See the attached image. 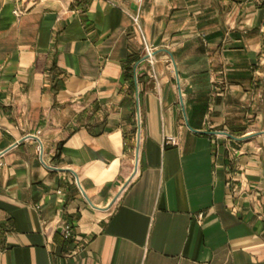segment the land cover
Masks as SVG:
<instances>
[{
	"label": "crops",
	"instance_id": "obj_1",
	"mask_svg": "<svg viewBox=\"0 0 264 264\" xmlns=\"http://www.w3.org/2000/svg\"><path fill=\"white\" fill-rule=\"evenodd\" d=\"M132 2L0 0V264H264V0Z\"/></svg>",
	"mask_w": 264,
	"mask_h": 264
},
{
	"label": "built area",
	"instance_id": "obj_2",
	"mask_svg": "<svg viewBox=\"0 0 264 264\" xmlns=\"http://www.w3.org/2000/svg\"><path fill=\"white\" fill-rule=\"evenodd\" d=\"M132 1L136 5L142 2V0H132ZM20 12H21V10H18V9H15V11H14V13H16V14H19ZM133 21H135V23L138 25L137 15L133 16ZM144 49H145V55L144 56H146L145 59L146 60L149 59V61L151 62L152 61L151 58L154 56V53H155L154 50L155 49L151 45L146 44V42L144 43ZM165 141H166V143H170L172 145L176 144V140L173 137L167 136ZM0 158H1V155H0ZM0 165H1V160H0ZM70 235H71V232L68 229L63 231L64 238H67Z\"/></svg>",
	"mask_w": 264,
	"mask_h": 264
},
{
	"label": "water",
	"instance_id": "obj_3",
	"mask_svg": "<svg viewBox=\"0 0 264 264\" xmlns=\"http://www.w3.org/2000/svg\"><path fill=\"white\" fill-rule=\"evenodd\" d=\"M134 10H136L137 9V6H136V4H134V2H132L131 3V5H130ZM145 57L146 56H144L142 59H145ZM138 122H139V114H138ZM213 133H218V134H226V135H228V136H230L231 138H233V139H243V138H245V137H235V136H233L232 134H229V133H227V132H225V131H222V132H218V131H214ZM33 137V136H32ZM136 144H135V164H136V162H137V159H138V145H139V127H138V129H137V132H136ZM127 183V182H126ZM126 183L122 186V188L126 185ZM121 188V189H122Z\"/></svg>",
	"mask_w": 264,
	"mask_h": 264
}]
</instances>
